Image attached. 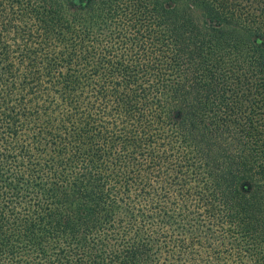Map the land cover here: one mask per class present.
Instances as JSON below:
<instances>
[{
	"label": "trees",
	"instance_id": "trees-1",
	"mask_svg": "<svg viewBox=\"0 0 264 264\" xmlns=\"http://www.w3.org/2000/svg\"><path fill=\"white\" fill-rule=\"evenodd\" d=\"M0 264H264V0H0Z\"/></svg>",
	"mask_w": 264,
	"mask_h": 264
}]
</instances>
